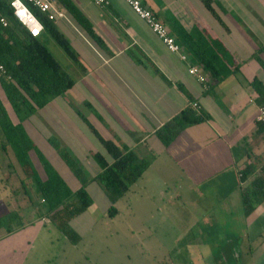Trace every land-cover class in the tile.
<instances>
[{"label": "crops", "instance_id": "1", "mask_svg": "<svg viewBox=\"0 0 264 264\" xmlns=\"http://www.w3.org/2000/svg\"><path fill=\"white\" fill-rule=\"evenodd\" d=\"M70 1L91 23L99 42L87 36L60 0H50L63 14L53 23L72 56L54 40L49 39L47 47L73 85L23 120L33 144L47 161L45 150L61 159L58 152L65 145L71 149L66 150L79 151L88 159L95 154L103 157L102 151L108 152L98 136L127 146L149 162L130 190L145 187L143 182L154 174L160 188L170 184L176 190L174 197L168 194L164 199L182 202L181 214L190 224L181 228L179 264H264V128L255 121L257 94L251 85L258 79L264 86V69L254 57L264 44V5L251 0H214L213 14L200 0H140L180 45L181 52L175 53L124 0H107V5ZM180 30L201 34L212 44L218 42L223 62L232 72L214 84L178 42ZM258 58L264 62V51ZM191 67L198 69L197 74L189 73ZM0 100L11 121L18 123L1 85ZM191 102L208 118L185 127L168 145L163 144L156 131ZM52 139L58 146L51 144ZM10 152L0 150L14 158ZM109 157L110 164L113 159ZM30 159L41 164L34 152ZM16 164L1 166L0 185L14 188L17 180L23 187L24 176ZM100 172L97 165L95 176ZM94 177L88 178L86 189ZM245 190L252 206L249 212L242 202ZM86 218L101 222L109 216ZM0 242L4 244L0 264H31L24 253L33 247L22 235L12 230L0 234Z\"/></svg>", "mask_w": 264, "mask_h": 264}, {"label": "trees", "instance_id": "2", "mask_svg": "<svg viewBox=\"0 0 264 264\" xmlns=\"http://www.w3.org/2000/svg\"><path fill=\"white\" fill-rule=\"evenodd\" d=\"M200 1L214 14L212 6L214 0ZM60 2L73 14L87 36L99 42L91 23L75 9L72 2L70 0H60ZM28 7L43 26V32L39 37L30 36L16 21L9 0H0V18H5L7 21V26L0 23V65L4 68V74L0 77V85L19 120L14 124L0 102V150L10 149L13 153L24 176L23 187L29 197L30 205L38 217L47 218L69 242L77 244L80 236L71 229L69 222L93 204L86 190L88 179L71 153L66 149H59L58 153L64 164L80 183L78 189L72 190L36 148L22 125L23 120L34 114L37 109L42 108L55 97L62 96L73 85V79L48 49L49 38L57 42L67 54L72 56V52L53 21L31 4H28ZM178 42L187 49L195 63L208 74L214 84L222 81L232 72L223 62L221 57L223 48L218 42L209 43L203 35H193L183 30H180ZM262 51H264V44L259 46L254 57L264 69V62L258 58V54ZM237 71L238 68L233 70V72ZM251 85L257 94V104L264 105L263 84L258 79H254ZM206 118H208L206 114L188 106L158 129L155 134L163 144L168 145L179 131L189 125L202 122ZM93 131L96 132L94 129ZM98 138L113 161L109 164L100 154L94 155L101 168V172L94 177V181L103 188L110 202L107 215L115 216L117 209L113 203L122 198L130 186L141 177L149 162L138 158L134 151L125 145H117L99 136ZM51 144L58 146L54 140ZM31 152L37 154L45 172V179H41L32 164ZM27 182L32 184L35 194L38 195V203L34 201L31 192L26 188ZM242 202L245 212H249L252 206L248 190L242 193ZM10 216V214L0 216V228L5 218ZM10 231L12 230L8 228L7 232Z\"/></svg>", "mask_w": 264, "mask_h": 264}, {"label": "rangeland", "instance_id": "3", "mask_svg": "<svg viewBox=\"0 0 264 264\" xmlns=\"http://www.w3.org/2000/svg\"><path fill=\"white\" fill-rule=\"evenodd\" d=\"M251 1L264 5V0ZM51 47L50 45V49ZM54 52L57 54L56 48ZM0 102L2 103L1 100ZM65 146L66 149H70L67 145ZM44 153L68 186L72 190L76 189L79 182L64 162L51 151L45 150ZM70 153L87 179H92L98 165L95 157H92L93 161L79 151L72 150ZM102 155L106 161L110 159L109 153L104 150ZM0 157V164L4 168L8 162L16 163L11 155L6 156L0 153ZM32 162L42 178L45 172L41 164L37 160ZM14 178L17 179V177ZM158 180V177L156 178L153 174L143 182L145 187L132 188L134 190H130V187L128 194L113 203L118 213L101 222H90L86 216L107 214L106 210L110 202L97 182L88 183L86 190L93 204L69 222L71 229L80 236L76 246L65 240L60 230L50 224L47 218L38 217L30 205L26 190L18 185L17 180L14 188L11 186L8 189L0 185V216L11 215L5 218L0 234H5L9 228L15 232V235H22L24 239L31 242L33 248L27 247L24 253L31 264H179L176 257H179L178 244L181 228L184 224L190 223L188 217L186 220L181 214L184 207L180 200L169 202L164 199V196L168 194H173L174 197L176 190L170 184L160 188L157 185ZM26 188L31 192L34 201L38 203L39 198L32 184L27 182ZM168 188L170 190L165 191ZM32 220H36L37 223L28 222ZM34 232L38 233L32 234ZM2 246L4 244L0 242V248Z\"/></svg>", "mask_w": 264, "mask_h": 264}, {"label": "built area", "instance_id": "4", "mask_svg": "<svg viewBox=\"0 0 264 264\" xmlns=\"http://www.w3.org/2000/svg\"><path fill=\"white\" fill-rule=\"evenodd\" d=\"M96 5H107V0H89ZM132 9V11L142 19L150 28V30L161 40V42L167 47L168 50L180 53L181 47L175 41L174 37L168 32L167 27L159 21L154 14L146 8L140 0H124ZM10 6L13 10V15L18 23H20L27 33L32 37H39L43 32V26L39 19L28 7V4L36 7L40 12L44 13L48 19L54 20L55 18L62 16L63 14L56 10L50 0H9ZM0 23L3 26H7L5 18H0ZM182 59H185V55H181ZM198 69L191 67L189 69L190 74H197ZM4 74V68L0 65V77ZM199 80L204 82V77L198 75ZM190 106L199 111L200 107L196 102H191ZM255 121L264 127V105H258L255 115ZM263 156L261 162V168L264 170V134H263Z\"/></svg>", "mask_w": 264, "mask_h": 264}]
</instances>
